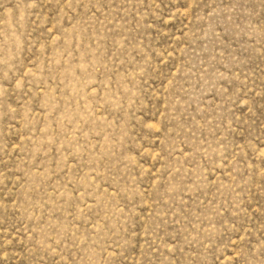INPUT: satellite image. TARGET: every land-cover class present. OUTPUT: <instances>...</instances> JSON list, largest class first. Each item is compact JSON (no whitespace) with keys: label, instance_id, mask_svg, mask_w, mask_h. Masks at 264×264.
Listing matches in <instances>:
<instances>
[{"label":"rangeland","instance_id":"obj_1","mask_svg":"<svg viewBox=\"0 0 264 264\" xmlns=\"http://www.w3.org/2000/svg\"><path fill=\"white\" fill-rule=\"evenodd\" d=\"M0 264H264V0H0Z\"/></svg>","mask_w":264,"mask_h":264}]
</instances>
